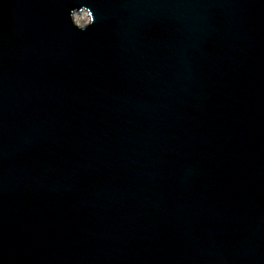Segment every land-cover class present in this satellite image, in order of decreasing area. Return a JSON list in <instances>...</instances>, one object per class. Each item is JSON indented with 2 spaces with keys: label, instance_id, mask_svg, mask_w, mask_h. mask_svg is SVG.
<instances>
[{
  "label": "water",
  "instance_id": "obj_1",
  "mask_svg": "<svg viewBox=\"0 0 264 264\" xmlns=\"http://www.w3.org/2000/svg\"><path fill=\"white\" fill-rule=\"evenodd\" d=\"M0 264H264V0H0Z\"/></svg>",
  "mask_w": 264,
  "mask_h": 264
},
{
  "label": "clouds",
  "instance_id": "obj_2",
  "mask_svg": "<svg viewBox=\"0 0 264 264\" xmlns=\"http://www.w3.org/2000/svg\"><path fill=\"white\" fill-rule=\"evenodd\" d=\"M89 6H80L70 10L69 16L72 25L81 32H86L94 23V11Z\"/></svg>",
  "mask_w": 264,
  "mask_h": 264
}]
</instances>
